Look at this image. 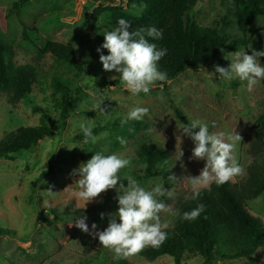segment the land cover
Returning <instances> with one entry per match:
<instances>
[{
  "label": "rangeland",
  "instance_id": "rangeland-1",
  "mask_svg": "<svg viewBox=\"0 0 264 264\" xmlns=\"http://www.w3.org/2000/svg\"><path fill=\"white\" fill-rule=\"evenodd\" d=\"M18 1L21 0H0V39L13 45L15 65L34 69L36 81L32 93L16 104L9 102L7 93L0 92V139L20 127L39 125L41 114L34 107L46 109L55 120L61 118L64 107L68 114L66 125L41 140L34 149L23 151L15 160L0 158V230L5 231H0V264H117L114 252L103 248L98 237L93 238L74 226L75 218L87 216L89 228L95 223L97 230L102 231L108 226V214L118 210L117 192L110 189L86 204L90 212H76L84 208V202L73 195L79 176L72 173L96 152L115 153L130 160V165L119 173L122 180L117 187L119 183L126 187L128 176L148 190L164 184L172 195L159 199L177 210L179 202L192 194L186 177L199 175L206 161L190 159L194 143L178 129L182 123L173 106L189 122L198 119L206 124L210 132L237 131L241 135L236 155L244 172L229 182L233 186L246 182L260 148L253 132L258 118L264 115V80L248 91L246 81L226 82L219 79V73L215 76L209 73L214 72L215 65L228 67L231 61L224 57L231 59L230 52L245 50L250 55L252 49L264 50V16L245 28L235 23L224 27L226 13L220 0H198L187 14L189 19L204 27H223L231 41L249 38L246 46L185 71L167 81V88L156 83L148 94L132 95L119 78L111 79L119 73L103 70L101 53L97 52L104 43V32L115 28L109 14H92L99 4L121 6L135 15L141 13L140 8L130 7L128 0H24L18 8V17L15 11L9 13ZM19 20L26 24V37ZM48 41L71 47L84 72L77 75L75 67L50 53H40ZM102 54L109 53L102 49ZM259 59L264 66V57ZM56 77L67 83L66 92L55 90L52 80ZM98 98L104 100L102 107H107L106 112L95 107ZM137 106L148 108L149 113L135 127L126 126L123 134L118 125ZM81 123L92 130L103 128L95 135L96 143H83ZM118 137L127 143L121 145ZM142 143H154L171 152V159L162 163L166 169L156 177L143 179L145 165L138 155ZM176 147L184 153L178 160ZM46 171L48 175L39 180ZM170 176L175 181L169 180ZM247 204L255 220L264 224V192ZM48 210H54L56 215ZM101 213L105 214L103 219ZM173 217L168 212L160 213L161 222L168 227ZM116 219L119 223V218ZM71 223L73 226H69ZM254 257L258 264H264L263 250ZM127 260L131 264H176L167 255L150 260L139 253ZM184 263L203 264V261L195 257L186 258ZM227 263L251 264L246 258Z\"/></svg>",
  "mask_w": 264,
  "mask_h": 264
},
{
  "label": "trees",
  "instance_id": "trees-1",
  "mask_svg": "<svg viewBox=\"0 0 264 264\" xmlns=\"http://www.w3.org/2000/svg\"><path fill=\"white\" fill-rule=\"evenodd\" d=\"M24 0L15 2L9 13L15 11L19 17V6ZM198 0H128L130 7L141 9L135 15L121 6L99 4L92 15L108 12L111 23L117 26L121 18L131 25L130 31L154 26L162 30L161 39L149 38L159 49H167V54L158 62L159 70L166 72L169 80L192 68H199L204 63L222 56L227 51H234L246 46L249 38L231 41L224 34V28L204 27L187 17L188 12ZM225 9L223 26L237 24L247 27L259 16H264V0H220ZM228 16H232L231 19ZM23 36L26 37V24ZM106 51H108L106 49ZM40 53H50L57 60L84 72V66L78 63L71 47L61 42L48 41ZM15 50L12 44L0 39V92L8 94L9 102L16 104L32 93L36 74L31 66L14 64ZM157 82L167 88L166 82ZM104 80L102 79V82ZM52 85L59 92H66L67 83L61 78H54ZM101 86L100 84H98ZM67 105V104H66ZM175 114L182 124L189 123L186 116L174 107ZM41 114V123L36 126H24L8 133L0 139V158L15 160L23 151L34 149L46 137L55 135L66 123L68 114L66 107L61 118L55 120L49 111L42 107H34ZM141 121H128L119 124L118 128L125 134L126 126L135 127ZM54 125V127H52ZM103 128L93 129V135ZM253 137L260 147L249 168L246 182L233 186L230 182L217 186L211 183L203 188L197 199L192 194L179 202L177 210L190 212L203 204L204 211L195 220H184L174 216L171 225L165 229L166 241L159 248L146 247L140 254L150 260L161 256H170L176 264H185L186 258L199 257L203 264H216L246 258L251 264H258L254 255L264 251V224L255 220L247 202L264 192V115L257 120V128ZM140 161L145 165L143 179L156 177L163 173L166 165L162 163L171 159V152L154 143H142L138 150ZM162 164V166H160ZM43 172L39 178L48 175ZM54 215V210H48ZM88 213L89 208H81L76 212ZM1 233L5 232L0 230ZM117 264H131L127 259H118Z\"/></svg>",
  "mask_w": 264,
  "mask_h": 264
},
{
  "label": "clouds",
  "instance_id": "clouds-1",
  "mask_svg": "<svg viewBox=\"0 0 264 264\" xmlns=\"http://www.w3.org/2000/svg\"><path fill=\"white\" fill-rule=\"evenodd\" d=\"M130 27L127 20L119 19L114 30L104 32V43L97 48V52L101 53L99 59L104 71L119 73L118 77L112 76L111 79L119 78L132 95L141 92L148 94L157 82H165L168 79L167 73L159 70L158 67V62L167 54V49H159L155 43L149 41V38L161 39L163 32L154 26L142 27L135 31H130ZM102 49H107L109 54H102ZM230 55L231 59L224 57L231 61L228 67L215 65L214 72L209 74L215 76L219 73V79L226 82L236 79L241 82L246 81L248 91H252L260 80H264V66L259 59L264 57V50L252 49L250 55L245 50H238L230 52ZM103 104V99H96L95 107L101 112H106L107 107H102ZM148 113L149 109L146 107H133L121 120V124H127L129 120L141 121ZM80 128L84 134V144L97 142L98 137L93 135L91 127L81 123ZM178 129L194 143L190 159L206 161L199 175L186 177L192 189V199H197L201 189L209 187L211 183L220 186L243 174L244 168L236 155L242 141L237 131L210 132L208 126L198 119L181 124ZM118 139L121 145L127 143L122 137ZM176 152L177 160L181 159L184 155L181 148L176 147ZM130 163L129 159L115 153L105 155L96 152L91 159L81 163L72 173L79 176L74 184L73 195L84 202V208L102 193L110 189L116 190L118 210L116 213L108 214V226L104 230L98 231L95 223L90 229L86 223L87 216L75 218L74 224L76 228L93 238L98 237L103 248L114 252L115 259H128L139 254L146 247L159 248L166 241L168 234L165 229L168 228V224L161 222L160 213L168 212L184 220H195L205 207L200 204L181 216L179 210H173L170 205L159 199L172 195L171 191L164 188V184H157L148 190L142 187L137 179L128 176L127 186L119 183L117 187L118 182L122 180L119 175L121 169L128 167ZM175 179L174 176L169 177V180L175 181ZM47 192L53 193L51 190ZM100 215L103 219L105 214Z\"/></svg>",
  "mask_w": 264,
  "mask_h": 264
},
{
  "label": "built area",
  "instance_id": "built-area-1",
  "mask_svg": "<svg viewBox=\"0 0 264 264\" xmlns=\"http://www.w3.org/2000/svg\"><path fill=\"white\" fill-rule=\"evenodd\" d=\"M116 1H119V0H116Z\"/></svg>",
  "mask_w": 264,
  "mask_h": 264
}]
</instances>
